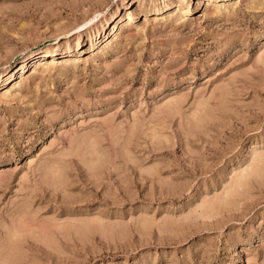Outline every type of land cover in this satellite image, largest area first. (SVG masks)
<instances>
[{"label":"rangeland","instance_id":"rangeland-1","mask_svg":"<svg viewBox=\"0 0 264 264\" xmlns=\"http://www.w3.org/2000/svg\"><path fill=\"white\" fill-rule=\"evenodd\" d=\"M228 1L0 0V264H264V0Z\"/></svg>","mask_w":264,"mask_h":264},{"label":"bare ground","instance_id":"bare-ground-1","mask_svg":"<svg viewBox=\"0 0 264 264\" xmlns=\"http://www.w3.org/2000/svg\"><path fill=\"white\" fill-rule=\"evenodd\" d=\"M227 4H231V5H233L234 4V2H232L231 0H229L228 1V3ZM182 6V5H181ZM181 6H178V7H181ZM180 10V9H179ZM99 15L98 14H96L95 16H93V17H91L89 20H87L86 22H84L82 25H80L78 28L79 29H87V28H89V27H91L92 26V24L94 23V21L97 19V17H98ZM115 26H116V23L114 24V26H113V28L112 29H114L115 28ZM113 35H114V37H115V34L113 33ZM107 42H103V46L105 47V46H107ZM90 48H94V43L93 42H91V44H90ZM94 50V49H93ZM52 51L51 50H45V51H43V54H42V57L40 56L37 60H36V62H38L40 65H49V64H51V63H54L55 62V60L56 59H54V53H51ZM70 55V54H69ZM69 55H68V57L67 58H69ZM73 55V54H72ZM55 57H57V56H55ZM71 58V57H70ZM16 85H17V83L15 82V83H11V84H9L8 86H6V87H4V88H1V90H0V96H4L6 93H9L10 91H12L13 89H15V87H16ZM256 157H258V156H256ZM255 158V157H254ZM259 162V161H258ZM253 163V162H252ZM255 163V162H254ZM253 163V164H254ZM255 164H257V162L255 163ZM252 167H253V165H252ZM246 172L244 171V173H242L240 176H244V174H245ZM236 176V175H235ZM240 178V177H239ZM238 179V178H237ZM236 183V182H235ZM212 204V203H211ZM203 205V204H202ZM207 205V204H206ZM204 207V206H203ZM202 207V210L204 209ZM208 207V206H207ZM204 211V210H203Z\"/></svg>","mask_w":264,"mask_h":264}]
</instances>
